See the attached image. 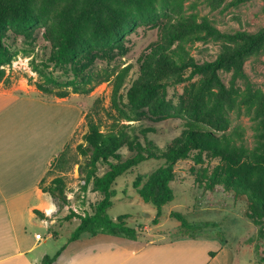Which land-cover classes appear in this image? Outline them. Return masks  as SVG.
<instances>
[{
  "label": "rangeland",
  "instance_id": "rangeland-1",
  "mask_svg": "<svg viewBox=\"0 0 264 264\" xmlns=\"http://www.w3.org/2000/svg\"><path fill=\"white\" fill-rule=\"evenodd\" d=\"M89 1L31 0L29 9L38 17V23L31 30L11 27L5 36L12 54V62L6 66L10 82L0 86L57 105L61 132L66 131L58 154L69 144L68 156L75 161L66 173H55L64 176L68 204L58 206L53 227L49 218L45 225L34 212V217L27 219L29 240L35 243V234L42 235L37 252L54 257L67 246L80 222L77 218L65 220L70 211L81 216L93 214L103 198L92 186L83 192L84 176L79 167L85 166L86 159L77 152L88 129L86 115L99 100L97 110L104 128L115 122L127 135V143L119 150L123 159L136 156L137 145L146 147L148 142L166 151L193 128L231 137L219 145L230 153L229 158L204 152L203 162L197 164L194 151L189 159L177 162L171 183L175 200L163 207L164 216L157 225L153 224L157 209L143 201L133 183L139 174L154 172L164 161L151 159L124 173L113 185L117 196L108 211L112 220L127 216L128 225L142 231L141 240L211 237L224 253L218 264H264V215L253 217L248 196L237 194L213 177L216 171L231 170L234 175L247 176L250 187L264 194V174L256 168L264 159V43L240 61L241 72L235 67L220 71L222 90L215 84L206 87L204 75L189 79L192 65L214 61L227 46L243 47L246 42L209 34L204 26L171 41L167 30L170 24L190 19L198 24L206 21L224 33H258L264 30V0H148L149 12L141 11L132 0H101L83 27V37L94 39L99 19L110 33L123 26L122 19L129 25L118 44H94L82 57L88 65L86 71L98 74L102 82L88 95L70 94L63 99L39 92L36 83L48 75L59 81L74 78L69 66H55L51 61L57 47L54 25L71 21ZM164 49L169 59L179 63L178 67L166 73L146 72L144 64L150 54ZM152 78L159 85L156 95L143 103L134 102L137 85ZM107 111H111V117ZM238 158L239 163L233 162ZM108 170L107 165L100 164L98 174L102 176ZM53 177L47 178L45 186ZM50 198L45 197L52 202ZM171 212L181 213L190 226L181 227L178 220L169 217Z\"/></svg>",
  "mask_w": 264,
  "mask_h": 264
},
{
  "label": "trees",
  "instance_id": "trees-1",
  "mask_svg": "<svg viewBox=\"0 0 264 264\" xmlns=\"http://www.w3.org/2000/svg\"><path fill=\"white\" fill-rule=\"evenodd\" d=\"M100 1L90 0L71 21H61L54 25L57 47L51 61L55 66H69L72 69L74 78L59 81L52 74L48 75L43 82L36 83L39 92L63 99L69 97L70 94L88 95L102 82L98 74L86 71L88 65L82 61V57L94 44H118L121 41L124 29L129 25L126 20L122 19L123 26H119L115 32L110 33L106 23L99 19L100 23L93 32L94 39L83 37V27ZM132 1L141 11L149 12L150 3L148 0ZM30 2L31 0H0V83L10 82L6 66L11 64L12 54L4 41L8 30L11 27L20 31L31 30L38 23V17L32 14L29 9ZM203 26L209 29V34L216 33L219 37L231 41L243 40L246 42L243 47L227 46L225 51L214 61L206 62L203 65H192L193 70L189 79H192L195 75H204L206 87L215 84L223 90L224 86L220 71L235 67L241 72L240 61L245 55L256 51L264 43V30L258 33L237 32L229 34L218 31L206 21L198 24L188 19L178 25L170 24L168 26L169 39L171 41L178 40L198 31ZM89 60L92 61V58L90 57ZM178 64L175 59L168 58L167 50L164 49L150 54L144 64V70L148 73H156L157 71L166 73L175 70ZM137 86L138 90L133 96L134 102L137 103H143L146 98H153L159 88L153 78L145 79ZM118 92L119 90L116 88L114 95L117 96ZM114 103L118 106L116 98H114ZM97 104H100L99 100L95 103L93 111L86 115L88 129L83 135V142L77 146V152L86 159L85 166L79 167L81 174L84 176L83 192H86L92 186L93 190L100 193L103 198L95 206L93 214L81 216L73 210L70 211L65 220L69 221L77 218L80 221L69 240L70 242L78 240L85 233L92 236L106 235L130 240L138 239L142 231L130 227L126 220L127 216H120L117 220H112L108 211L114 204L113 199L117 196V190L113 188L115 181L141 163L151 159L164 161V164L154 172L146 175L139 174L133 183L143 201L152 204L157 209L156 217L153 220V224L157 225L160 218L164 216L163 207L175 200L171 183L175 178L174 168L178 161L189 159L194 151H197V155L194 157L197 164L203 162L202 154L204 152H210L215 157L229 158L231 156L226 149L219 147L222 142L231 138L230 136H219L208 129L193 128L176 139L174 144L166 151L158 149L153 143L148 142L146 147L140 144L137 145L139 152L136 156L123 159L119 150L127 143V135L122 129H118L115 122L109 128H104L103 120L97 110L99 108ZM107 114L111 117V111H107ZM68 149L69 144H66L63 150L54 157L47 176L40 183L42 191L50 195L59 207L68 204L67 187L64 176L55 175V173H66L73 167L75 161L68 156ZM240 161V158L233 159V162L236 163ZM100 164L109 167V170L102 176L98 174ZM256 168L264 174V159L258 161ZM50 175L54 177L49 185L45 186ZM213 177L227 188H232L237 194L247 195L253 217L257 218L264 215V194L250 187L247 176L234 175L230 170L225 173L216 171ZM34 212L42 219H48L44 216V213L38 210ZM169 217L178 220L183 228L190 226L187 219L179 212H171ZM63 250L61 249L54 257L45 256L42 264H54ZM262 256L264 259V253H262Z\"/></svg>",
  "mask_w": 264,
  "mask_h": 264
},
{
  "label": "crops",
  "instance_id": "crops-1",
  "mask_svg": "<svg viewBox=\"0 0 264 264\" xmlns=\"http://www.w3.org/2000/svg\"><path fill=\"white\" fill-rule=\"evenodd\" d=\"M44 101L0 86V264H42L47 256L37 252L43 242L36 239L38 233L35 243L29 240L27 219L50 204L57 208L53 215L58 213L40 183L66 131L61 132L58 106ZM53 215L50 225L56 222ZM214 240L200 235L130 240L85 233L69 241L54 264H218L224 253Z\"/></svg>",
  "mask_w": 264,
  "mask_h": 264
},
{
  "label": "clouds",
  "instance_id": "clouds-1",
  "mask_svg": "<svg viewBox=\"0 0 264 264\" xmlns=\"http://www.w3.org/2000/svg\"><path fill=\"white\" fill-rule=\"evenodd\" d=\"M57 211L56 205L55 204H50L46 210L44 211V216L45 217H51L53 215V213H55ZM43 224H47L48 220L44 219L41 221Z\"/></svg>",
  "mask_w": 264,
  "mask_h": 264
},
{
  "label": "built area",
  "instance_id": "built-area-1",
  "mask_svg": "<svg viewBox=\"0 0 264 264\" xmlns=\"http://www.w3.org/2000/svg\"><path fill=\"white\" fill-rule=\"evenodd\" d=\"M69 198H72V196H70ZM67 200H68V195H67ZM36 239L39 240V241H41V240H43V237H42V235L37 234L36 235Z\"/></svg>",
  "mask_w": 264,
  "mask_h": 264
}]
</instances>
